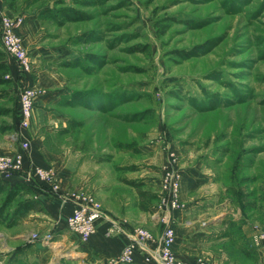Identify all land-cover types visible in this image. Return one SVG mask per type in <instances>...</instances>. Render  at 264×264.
<instances>
[{
    "label": "rangeland",
    "instance_id": "obj_1",
    "mask_svg": "<svg viewBox=\"0 0 264 264\" xmlns=\"http://www.w3.org/2000/svg\"><path fill=\"white\" fill-rule=\"evenodd\" d=\"M2 15L22 17L17 33L32 61L29 82L39 81L23 132L34 131L32 142L39 136L48 151L77 162L82 180L75 190L93 194L103 214L100 195L116 201L134 192L149 203L144 216L153 222V211H172L161 205V185L174 168L177 209L189 210L191 231L207 230L192 239V251L206 253L194 262L173 249L176 256L190 264H260L264 0H0ZM24 74L17 68L0 84V109L8 110L0 130L8 122L18 130ZM75 91L84 98L68 104ZM21 193L18 200L29 197ZM21 221L0 223V264H46L40 249L59 254L51 264H90L60 244L21 241ZM141 227L156 245L161 234Z\"/></svg>",
    "mask_w": 264,
    "mask_h": 264
},
{
    "label": "crops",
    "instance_id": "obj_2",
    "mask_svg": "<svg viewBox=\"0 0 264 264\" xmlns=\"http://www.w3.org/2000/svg\"><path fill=\"white\" fill-rule=\"evenodd\" d=\"M19 28L20 27H18L17 30H19ZM5 61L10 69L9 75L14 79L17 74V66L15 62L9 58H6ZM29 79H31L29 73L24 74V76L20 78L21 87L32 85L37 87L39 81L37 80V82H34L31 80V83ZM10 132L11 134L14 132V127H11V123L8 122L7 126L0 130V153L8 154L19 149V142L10 139ZM23 137L31 142V148L27 151L25 162L28 160L33 165L52 170L55 173L59 188L62 191L75 190L81 185L82 174L78 171L77 162L73 159L63 161L62 156L55 155L48 151L46 146L41 143L39 136L37 137L39 140L36 139L32 142L34 139V131L25 130L23 132ZM23 173V171H17L4 178L11 184L16 182L29 184L23 177ZM181 183H185L182 176ZM31 189L33 191V197L40 202L43 209L42 211L30 210L23 218L17 235L22 237L20 239L21 241H24L23 236H28L30 233H37L39 236L50 234V243L60 244L69 249L71 253H81L88 258L90 264H110L111 260H113L120 253L122 248L129 243L128 234L136 227L147 225V227L151 228L153 234L159 236L165 224L169 223L174 228L175 242L173 249L176 251L179 258L187 260L188 262H194L198 256L200 257L199 252L206 253V251L199 249L200 247H198V249L201 251L198 253L194 252L196 250V245H194L192 239L196 233L190 230L193 227L194 220L192 221L190 216H188V213H190L188 209H175L167 214L162 212L158 216H156L158 212L153 211L151 217L156 219L151 222L144 216L145 214L149 215L150 211L143 210L140 207L139 199L136 198V193L134 192L129 198L120 195L116 201H105L100 194H97L100 195L99 197L102 202L104 214L96 220L94 234L86 242H83L81 246H78V236L69 232L66 226V219L72 211V205L69 202H62L57 196L46 193L41 187L40 189H36L35 187ZM180 197L182 200L186 198L183 194H181ZM221 213L222 212L217 213L212 217L222 215ZM158 219L161 220L163 226L160 228L158 227L157 230L154 225L157 223ZM158 224L161 225L159 222ZM113 226H116L118 230L114 232L110 231ZM119 229L123 230V232H120ZM203 231L204 232H198L196 238L201 235L206 236L207 230L205 229ZM246 233V240L249 241V244L251 243V245H253V242L250 240L251 232ZM256 238V241L261 239L258 237ZM39 245H43V243L39 241L36 243L35 247ZM42 251L43 250L40 249V253H44L45 255L44 259L47 261L46 264H51L53 257L59 255L57 252H53L50 254L52 256H50L46 254V251ZM27 255L32 259L29 252ZM47 256H50V260H47ZM257 256L259 258V263L264 264V246L258 250ZM220 259L227 261L228 256L222 253ZM60 260L61 258L59 257V261ZM133 261L134 264H147L143 261L142 254L139 251L134 253ZM228 264L237 263L231 260Z\"/></svg>",
    "mask_w": 264,
    "mask_h": 264
},
{
    "label": "built area",
    "instance_id": "obj_3",
    "mask_svg": "<svg viewBox=\"0 0 264 264\" xmlns=\"http://www.w3.org/2000/svg\"><path fill=\"white\" fill-rule=\"evenodd\" d=\"M21 23L22 17L19 15H2L0 39L3 50L13 59L17 68L23 73H28L31 71L32 61L22 38L17 33ZM35 96L36 90L33 86L22 87L18 93V130L12 132L11 137L14 141L18 140L19 149L8 154L0 153V176L7 177L14 172L23 171L27 182L39 183V186L42 184L41 188L48 194L57 196L62 202H69L72 211L66 219L67 229L76 234L82 243L86 242L95 232L96 220L103 216L95 196L85 190L62 191L52 170L33 165L28 160L25 162L28 141L23 137V129L29 127L31 122ZM179 183V174L173 168L161 185L163 195L161 205L164 209L180 208ZM117 230L118 228L113 226L110 231ZM128 238L129 243L111 260L110 264H134L133 255L136 251L142 254L143 261L147 264H190L179 259L174 253L175 232L169 223L165 224L156 245L152 243L154 238L152 233L141 226L128 234ZM25 239L28 242L39 240L46 245L50 243V234L39 236L37 233H30ZM197 264L209 263L200 260Z\"/></svg>",
    "mask_w": 264,
    "mask_h": 264
},
{
    "label": "trees",
    "instance_id": "obj_4",
    "mask_svg": "<svg viewBox=\"0 0 264 264\" xmlns=\"http://www.w3.org/2000/svg\"><path fill=\"white\" fill-rule=\"evenodd\" d=\"M66 16V14H62ZM67 66H72V64H68ZM10 69L5 61V52L0 49V84L8 80L5 76L9 75ZM82 92L75 91L72 93V96L69 99L68 104H71L72 101H79L83 99ZM8 112L7 109H0V115L6 114ZM19 122V117H18ZM126 184L134 186L137 190L138 195L141 197L146 194L145 190L139 188L138 184L132 180H124ZM29 185V186H28ZM42 184L29 182V184L23 182H16L11 184L7 179L0 176V223H5L8 226H13L17 224L19 221L23 220L28 211L30 210H40L42 211V206L40 202L33 197V191L31 188L35 187L36 189H40ZM29 194L30 196L27 198H18L21 197L22 193ZM47 193V192H46ZM148 204L142 202L140 203V207L143 210L148 209Z\"/></svg>",
    "mask_w": 264,
    "mask_h": 264
}]
</instances>
